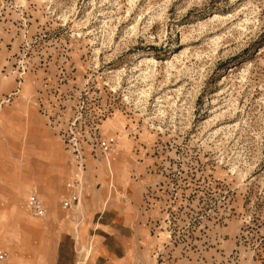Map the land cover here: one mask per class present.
<instances>
[{
  "label": "rangeland",
  "instance_id": "374dc122",
  "mask_svg": "<svg viewBox=\"0 0 264 264\" xmlns=\"http://www.w3.org/2000/svg\"><path fill=\"white\" fill-rule=\"evenodd\" d=\"M0 248L264 264V0H0Z\"/></svg>",
  "mask_w": 264,
  "mask_h": 264
},
{
  "label": "built area",
  "instance_id": "2783aa9c",
  "mask_svg": "<svg viewBox=\"0 0 264 264\" xmlns=\"http://www.w3.org/2000/svg\"><path fill=\"white\" fill-rule=\"evenodd\" d=\"M115 144V139L112 137L104 138L100 141V147L104 152H108L112 149L113 145ZM85 165V159L82 156H79L77 160V167L83 169ZM83 183H82V176L77 175L73 177L67 183L68 189V196L63 201V207L65 209H69L73 207L74 204L78 203V196L82 192ZM28 207L32 215L36 217H44L46 215L45 206L38 195L37 192L33 191L30 194V199L28 201ZM8 258L7 253L0 249V264H4Z\"/></svg>",
  "mask_w": 264,
  "mask_h": 264
},
{
  "label": "crops",
  "instance_id": "0c3cea01",
  "mask_svg": "<svg viewBox=\"0 0 264 264\" xmlns=\"http://www.w3.org/2000/svg\"><path fill=\"white\" fill-rule=\"evenodd\" d=\"M103 177H104V179L103 180H105V175H103ZM133 187H134V185H133ZM35 192H37L36 190H34ZM29 199H30V196H29ZM29 199H28V201H29ZM27 206H28V203H27ZM28 209H29V207H28ZM50 210H51V212L53 211V209L52 208H50ZM53 213H54V211H53ZM1 249V248H0ZM5 264V263H4Z\"/></svg>",
  "mask_w": 264,
  "mask_h": 264
}]
</instances>
